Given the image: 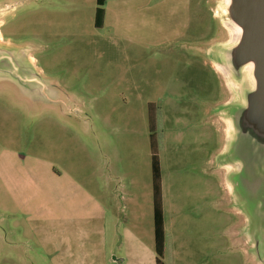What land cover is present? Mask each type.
<instances>
[{"label":"rangeland","instance_id":"rangeland-1","mask_svg":"<svg viewBox=\"0 0 264 264\" xmlns=\"http://www.w3.org/2000/svg\"><path fill=\"white\" fill-rule=\"evenodd\" d=\"M0 1L23 50L0 76V264L155 263L149 102L163 264H264V176L254 203L247 170L230 183L229 0H108L100 27L95 0Z\"/></svg>","mask_w":264,"mask_h":264},{"label":"water","instance_id":"water-1","mask_svg":"<svg viewBox=\"0 0 264 264\" xmlns=\"http://www.w3.org/2000/svg\"><path fill=\"white\" fill-rule=\"evenodd\" d=\"M226 17L228 22L239 28V35L235 43L226 49L224 67L231 76L240 78L233 79L236 82L233 86L242 97L241 102L229 109L233 125L229 144L235 152L233 159L237 163L234 172L239 175L230 183L232 189L236 185L241 193L244 183L241 174L244 169L247 170V191L254 203L264 176V0H229ZM22 51L12 49L11 53L6 52L7 74L16 63H23ZM3 53L0 48V61ZM11 59L15 63H11ZM247 66L250 67L252 83L248 79H241ZM253 203L249 205L250 209L255 208Z\"/></svg>","mask_w":264,"mask_h":264},{"label":"trees","instance_id":"trees-1","mask_svg":"<svg viewBox=\"0 0 264 264\" xmlns=\"http://www.w3.org/2000/svg\"><path fill=\"white\" fill-rule=\"evenodd\" d=\"M94 25L100 27L104 17V4L106 0H95ZM153 103L147 105V119L149 127V141L151 149V171H152V196H153V224H154V251L156 254L155 264H163L164 252V229L161 204V186L159 165L157 159V145L155 137V113Z\"/></svg>","mask_w":264,"mask_h":264},{"label":"crops","instance_id":"crops-1","mask_svg":"<svg viewBox=\"0 0 264 264\" xmlns=\"http://www.w3.org/2000/svg\"><path fill=\"white\" fill-rule=\"evenodd\" d=\"M131 1L133 0H130L129 1V8L127 7V10L129 11V13L131 14L132 12L134 13H138L140 15H142L144 13V3L145 1L144 0H135V5H143V6H138L137 8L134 6L133 3H131ZM105 6L108 5V0L105 1ZM134 7V8H133ZM135 9L137 12H135ZM131 10H133L131 12ZM109 6H108V9L107 7H104V17H103V20H102V24H104L105 22L108 23V24H113V22L111 21V18H109ZM134 29V28H133ZM7 41L9 42V39L7 38ZM55 175V174H54ZM46 245L49 247H51L53 250V252L55 251L56 249V254H59V249L56 248L57 246V243H56V238L51 236L50 238H47V241H46ZM154 247V246H153ZM9 256H11L10 254H8ZM148 255V259L147 261L145 262V264H150V258H149V253L147 254ZM57 260H56V255H54V253L51 255V261L54 263V264H66L65 261L67 259H69V256L66 255V252H63V255H60V256H57ZM112 260L113 261H116L118 262V264H123V262H125V258H117L115 256L112 257ZM155 264V263H154Z\"/></svg>","mask_w":264,"mask_h":264},{"label":"flooded vegetation","instance_id":"flooded-vegetation-1","mask_svg":"<svg viewBox=\"0 0 264 264\" xmlns=\"http://www.w3.org/2000/svg\"><path fill=\"white\" fill-rule=\"evenodd\" d=\"M0 3L1 4H3V9L6 11H4V14L6 15L7 14V12L9 11V10H11V8H12V5L10 4V3H8V2H6V1H0ZM5 6V7H4ZM9 8V9H8ZM4 15V16H5ZM5 20H4V18L0 21V48L3 50V55H2V57H1V61H0V76H2L1 78H7V66H6V63H7V60L5 59V58H7V55H6V52L8 51V52H10L11 53V51H12V49H20V50H22V48H20V46H19V48L17 47V46H15V45H12L11 43H9L8 41H7V38H5L4 37V35H3V33H2V31H1V27L5 24V22H4ZM17 47V48H16ZM11 63H15V61L14 60H12L11 59ZM227 85L225 84V82H224V87L226 88V93H227V95H228V93H229V87H226ZM225 102H226V100H224V101H222L221 102V104L220 105H224L225 104ZM149 103H152V102H149ZM223 103V104H222ZM154 104V103H153ZM215 109H217V107L215 108ZM215 109H213V114L215 115L216 114V112H215ZM153 110H154V113L156 114V106H155V104H154V106H153ZM218 111V110H217ZM219 112V111H218ZM217 112V113H218Z\"/></svg>","mask_w":264,"mask_h":264},{"label":"bare ground","instance_id":"bare-ground-1","mask_svg":"<svg viewBox=\"0 0 264 264\" xmlns=\"http://www.w3.org/2000/svg\"><path fill=\"white\" fill-rule=\"evenodd\" d=\"M226 29H227V33L229 34V36L232 40H235L238 37L239 28L236 25H234L231 22H228ZM243 73L247 76L248 81L252 83V80L250 77V67L249 66L244 68Z\"/></svg>","mask_w":264,"mask_h":264}]
</instances>
